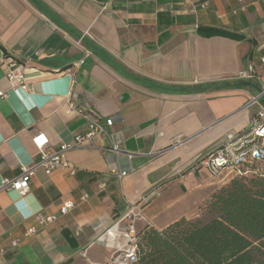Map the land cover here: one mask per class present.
<instances>
[{
    "label": "crops",
    "instance_id": "1",
    "mask_svg": "<svg viewBox=\"0 0 264 264\" xmlns=\"http://www.w3.org/2000/svg\"><path fill=\"white\" fill-rule=\"evenodd\" d=\"M7 57L24 66L31 91L10 86ZM261 58L264 0H0V180L38 158L34 136L53 149L84 131L68 103L113 119L111 140L67 152L74 174L38 168L24 194L0 192V264L106 262L120 239L100 236L155 186L138 229L198 217L230 177L175 172L247 126L258 85L233 75ZM110 141L132 157L106 152ZM65 200L74 207L59 215ZM36 213L57 217L39 226Z\"/></svg>",
    "mask_w": 264,
    "mask_h": 264
},
{
    "label": "built area",
    "instance_id": "2",
    "mask_svg": "<svg viewBox=\"0 0 264 264\" xmlns=\"http://www.w3.org/2000/svg\"><path fill=\"white\" fill-rule=\"evenodd\" d=\"M242 1V0H239ZM202 3L201 6H204ZM196 5H191V10L195 11ZM87 33V32H85ZM5 77L12 88H19L31 91L30 84L26 81L25 68L13 58H6ZM233 79L239 81H255L259 90L247 100L245 109H253L247 126L240 130H228L223 139L212 150L205 153H198L188 160L182 168L176 170L175 174L185 178L184 172H195L199 168L207 171L209 177L219 175L241 177L247 174H255L254 165L264 162V58L260 59V65L248 63L239 69ZM0 95H3L0 92ZM76 112L85 123L83 132L75 133L67 142L60 143L53 149L46 147V139L42 134L32 138V142L38 150V158L29 164L23 165L20 172L13 177H5L0 180V192L14 191L22 195L29 189V182L36 169H42L46 174L62 169L69 174L76 171L66 158L68 151L82 147H94V138L97 136L106 137L111 140L109 129L112 125V117H100L89 112L83 107L76 108L71 102L68 103L67 112ZM111 154L124 153L128 158L132 153L123 150L117 143L110 141L104 148ZM109 175L116 179L123 178L127 172L116 168H110ZM105 184L101 183L100 188ZM160 186H155L141 197L139 203L131 205L106 231L105 234L111 238H119L120 243L115 246L110 256L104 263L96 264H131L136 260L137 242L139 240L137 222L145 220L141 212V207L148 203L159 193ZM87 198V194H82L81 200ZM74 207L72 200H65L58 208V214L64 215ZM39 226H45L53 222L57 216L54 214L43 215L36 213L34 216ZM37 228L30 225L26 229V234L36 233ZM16 241L11 242L15 246ZM2 250H0V255Z\"/></svg>",
    "mask_w": 264,
    "mask_h": 264
},
{
    "label": "trees",
    "instance_id": "3",
    "mask_svg": "<svg viewBox=\"0 0 264 264\" xmlns=\"http://www.w3.org/2000/svg\"><path fill=\"white\" fill-rule=\"evenodd\" d=\"M138 236L131 264H264V172L230 178L200 216L160 230L144 225Z\"/></svg>",
    "mask_w": 264,
    "mask_h": 264
},
{
    "label": "rangeland",
    "instance_id": "4",
    "mask_svg": "<svg viewBox=\"0 0 264 264\" xmlns=\"http://www.w3.org/2000/svg\"><path fill=\"white\" fill-rule=\"evenodd\" d=\"M253 168L255 169V174L253 173L252 175H256V174H262L263 172H264V162H260V163H258V164H256V165H254L253 166ZM248 176H251L250 174H247ZM227 177V176H226ZM233 177H234V175H233ZM232 177V178H233ZM230 178H231V176H230ZM229 178V179H230ZM229 181V180H228ZM227 181V182H228ZM204 205V204H203ZM203 205L202 206H200V208H199V215L198 216H200V213L202 212V208H203ZM137 228H138V226H137ZM108 229V228H107ZM106 229V230H107ZM105 235V231L103 232V234L100 236V237H102L103 238V236ZM104 239V238H103ZM113 251V250H112ZM111 251V252H112ZM111 252H110V254H111Z\"/></svg>",
    "mask_w": 264,
    "mask_h": 264
},
{
    "label": "water",
    "instance_id": "5",
    "mask_svg": "<svg viewBox=\"0 0 264 264\" xmlns=\"http://www.w3.org/2000/svg\"><path fill=\"white\" fill-rule=\"evenodd\" d=\"M242 85H245V86H254L251 81H244V82H242ZM256 89L259 90L258 87H256ZM263 100H264V97H263Z\"/></svg>",
    "mask_w": 264,
    "mask_h": 264
}]
</instances>
